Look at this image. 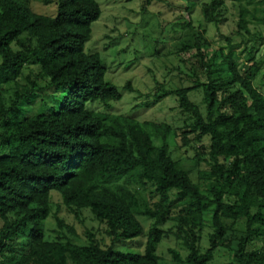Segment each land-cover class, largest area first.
I'll use <instances>...</instances> for the list:
<instances>
[{"label":"trees","instance_id":"obj_1","mask_svg":"<svg viewBox=\"0 0 264 264\" xmlns=\"http://www.w3.org/2000/svg\"><path fill=\"white\" fill-rule=\"evenodd\" d=\"M32 1L0 0V264H159L157 247L170 234L187 251L169 249L174 264H216L222 249L232 256L219 264H264V74L262 88L254 85L264 39L250 34L251 25L264 27V0H236L235 34L246 46L247 65L222 49L206 59L205 29L192 31L183 50L196 51L199 67L185 84L135 105L150 108L174 95L188 115L176 131L91 107L109 109L122 98L100 54L86 50L102 14L97 0H42L56 3L55 16L35 12ZM196 5L188 0L184 27L193 29L189 10ZM203 12L219 26L223 1L205 2ZM7 85L13 92L5 100ZM125 88L136 91L131 82ZM193 93H201V103ZM35 95L40 110L27 116L21 105ZM173 132L179 147L195 150L197 180L172 158ZM53 193L73 212L90 210L113 244L105 247L89 233L86 244L64 234L48 239L45 221L52 215L59 228H71L53 214ZM139 215L153 221L144 252L118 250L115 243L143 234ZM169 221L174 230L163 227Z\"/></svg>","mask_w":264,"mask_h":264},{"label":"rangeland","instance_id":"obj_2","mask_svg":"<svg viewBox=\"0 0 264 264\" xmlns=\"http://www.w3.org/2000/svg\"><path fill=\"white\" fill-rule=\"evenodd\" d=\"M53 1V0H52ZM101 6L102 14L92 25V38L86 44L87 51H96L100 54L103 64L107 68L106 79L113 82L122 94L119 101L112 102V106L106 109L102 104L95 103L91 107L97 111L108 113H120L125 115H137L141 123L156 121L169 123L175 131L184 125L188 115L179 107L174 95L165 97L155 106L150 108L134 109L135 105L147 100H152L156 92L164 89H174L185 84L186 75H191L194 67L200 63L196 58L195 50L186 48L185 42L190 40L192 31L195 33L205 29L202 40L206 41L202 49L205 58L216 54L222 49L223 53L234 58L238 65L243 68L247 65V51L245 44H240L241 39L235 34L239 20V8L236 0L223 1V14L219 26L203 12L205 2L212 0H197V5L189 10L192 28L184 27L181 21L188 20L186 9L188 0H97ZM35 12L43 15H56L55 2L44 4L42 0L31 2ZM219 6L215 13H218ZM250 34L261 35L264 39V27L251 25ZM229 38L230 41L227 40ZM237 43L238 46H233ZM264 53V44L261 46ZM261 56L259 59H262ZM201 79H207L206 72L201 69ZM264 66L257 72L254 85L262 88ZM131 82L136 91L131 92L125 86ZM9 92H3L2 96L8 100L13 92V86L7 85ZM66 92V91H65ZM141 95H140V93ZM143 95V96H142ZM201 93H193L192 99L201 103ZM59 104L61 98H57ZM40 98L35 97L23 101L21 108L27 116L36 110H40ZM36 109V110H35ZM157 145L161 140L154 138ZM204 138V142H207ZM169 150L174 160H180L184 166L192 170L194 180L198 179V169L194 164L195 150L188 147H179L177 138L173 132L168 136ZM228 163L232 161L229 158ZM123 180L122 182H124ZM131 189H139L142 197H147V192L135 182L128 183ZM53 214L70 225V229L59 228L53 215L45 221L47 238L53 239L58 235H66L78 244H86L89 241L88 233L98 240L103 246L113 244L112 237L106 233V226L98 221L88 209L73 212L67 208L59 193H53ZM139 220L144 226L141 236L125 242L115 243L118 250L124 252L143 253L147 241V234L153 225V221L146 216L139 215ZM166 230H174L175 223L169 221L163 226ZM54 230H56L54 232ZM205 230L201 240V248L206 249L209 245L208 233ZM64 234V235H63ZM169 249L177 250L182 256L187 251L180 241L170 234L165 236L157 247V254L161 257L159 264H174ZM232 252L219 250L216 253V264L231 260Z\"/></svg>","mask_w":264,"mask_h":264}]
</instances>
